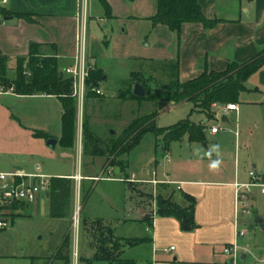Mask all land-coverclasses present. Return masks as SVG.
Returning a JSON list of instances; mask_svg holds the SVG:
<instances>
[{"label":"crops","instance_id":"crops-1","mask_svg":"<svg viewBox=\"0 0 264 264\" xmlns=\"http://www.w3.org/2000/svg\"><path fill=\"white\" fill-rule=\"evenodd\" d=\"M108 2L112 8L111 16L107 17L104 10V15L94 21L89 19L86 0H7L2 8L13 15H0V51L8 57L7 67L9 60H15V76L9 78L7 74L6 78L14 81L16 60L28 55L31 42L42 44L46 52L50 49V52L56 53L60 71L72 65L76 53L78 23L82 14L87 27L88 60L93 67L103 71V80L109 78L108 63L118 60L141 63V70L131 73L141 74L151 84L168 82L163 65L178 58L179 79L185 82L198 77L205 69L223 71L231 62L244 63L264 51V0H198L204 14L211 19L217 18L220 22L213 28H205L201 23H185L179 46L174 31L166 25H154L150 20L157 11V0ZM17 14H30L31 19ZM245 85L247 89L241 92L238 102H233L238 105V109H225L229 103L212 105L213 118H209L199 108H194L192 102H182L192 103L193 111H199L203 116L198 123L191 121L207 125L204 144L209 137L216 144L222 143L225 132L234 136V142L231 143L232 154L228 157L223 153L224 149L216 156L221 160L218 170H204L203 167L191 165L185 173H172L169 169L159 173L156 167L151 171L147 168L131 170L130 160L127 158L117 164L104 162L103 156L98 155L97 151L85 150L83 128L79 125L76 127L72 147L78 151L79 159L81 153L87 154V162H83L78 171L74 167L54 171L46 166L44 159H48L50 148L54 149L59 144L61 136L48 135V128L40 124L39 116L44 113L31 108L26 111L23 107L13 117L9 113L16 108V103H23L25 100L60 99L45 93L23 95L15 90L0 92V172L18 171L23 174H43L47 178L57 176L74 179L73 207L75 210L76 202H80L81 221H84L79 230L78 241L73 244L72 249H77L81 256L92 258L95 255V220H101L103 225L112 227L116 237L145 239L134 246L123 243L120 259L116 261H95L92 264H231V259L224 254L223 248L234 242L244 250L241 254L244 264H262L257 260L264 256V239L258 240L261 236L258 232L262 231L260 227L264 225V199L260 189H253V212L250 215H241L236 220L234 207L236 183L249 182L251 169L256 170L260 181L264 183V66L251 74ZM97 99L99 97L90 98L86 102L94 106ZM246 109L252 112L254 118L241 124ZM62 113L61 104L60 118ZM217 113L221 115L222 129L212 134L208 128L218 122ZM210 120L212 123L209 124ZM223 122L227 125L223 126ZM35 131H46L48 138L57 139L56 146H49L48 138L36 137ZM113 133L112 131L110 134ZM98 136L99 144L104 146L112 141L105 135ZM10 139L24 143V157L14 155L15 150L2 148L1 144L6 140L11 142ZM140 142L123 153L130 156ZM224 144L226 147L227 144ZM168 145L165 141L163 145L156 143L163 160L166 151L171 153ZM192 146L193 143L187 145L188 148ZM41 157L43 162H39ZM160 161L161 156H156L155 162ZM24 179L27 182L40 180L38 177ZM153 179L161 182L154 183L151 181ZM86 192L89 193L86 195ZM158 194L172 195L178 203H184V194L194 196L197 227L184 231L174 216L158 214ZM40 195L34 202L19 203L14 210L15 216L36 212ZM43 196L48 200L46 194ZM148 197L150 200L147 201ZM127 226L130 229L140 226V235L120 234ZM240 227L247 230L242 237L237 236ZM57 249L48 256L39 255L36 259H50ZM71 264L85 263L78 259L75 261L72 257Z\"/></svg>","mask_w":264,"mask_h":264},{"label":"trees","instance_id":"trees-1","mask_svg":"<svg viewBox=\"0 0 264 264\" xmlns=\"http://www.w3.org/2000/svg\"><path fill=\"white\" fill-rule=\"evenodd\" d=\"M105 10L107 17L111 16L112 8L108 0H99ZM0 15H13L4 8H0ZM17 16L31 19L30 14H17ZM154 25L162 24L168 26L177 35L178 46L181 42L182 27L185 23H201L205 28H213L220 20L207 17L198 0H157V11L150 17ZM54 48V47H53ZM55 51V50H54ZM8 57L0 51V86L6 84L7 87L14 86L18 94H50L57 96L62 104V135L59 143L66 147H72L75 140L77 127V100L72 94V79L58 66V58L54 52H46L43 45L31 42L27 56H20L16 60V77L11 82L7 75ZM264 66V51L254 56L244 63L231 62L223 71L205 69L198 77L181 82L179 79L178 58L171 62H166L163 69L167 72L169 81L164 87H151L150 81L139 73H131L129 82L134 84L138 81L146 90L143 97L135 96L131 87L126 92H121L123 99H146L151 102H172L182 103L190 101L194 108H199L207 114L209 118L214 117L212 105L238 102L241 92L245 91V82L249 76ZM104 75L101 69L93 67L90 71L87 84L90 90L87 93L88 99L102 97L91 90L99 87ZM158 85V84H157ZM157 112L139 116L133 120L125 129L122 137L117 141L108 142L105 147L108 152L123 153L134 148L147 132L163 134L166 143L179 139L183 133H187L189 139H196L201 142L206 141V124H197L191 121L188 116L176 124L165 129L159 128L155 124ZM36 137L48 138L43 131H35ZM84 148L88 150L93 146V151L98 149L99 142L88 124L83 125ZM47 190L50 203V216L57 219H65L67 228L62 242L59 245L55 258L64 260L65 264L72 262V230L71 219L74 211L75 181L69 177H48ZM89 192H86V195ZM184 203H178L173 196L158 194L156 196V207L158 214L162 216H174L180 222L184 231L193 230L197 227L195 221L196 198L189 194H184ZM19 203L15 202L12 209ZM84 221V220H83ZM81 221V225L82 222ZM96 252L92 258L80 256V261L85 264H92L95 261L113 262L120 259V248L123 243L137 245L145 239L116 237L114 230L110 226H105L101 220H95L93 224Z\"/></svg>","mask_w":264,"mask_h":264},{"label":"rangeland","instance_id":"rangeland-1","mask_svg":"<svg viewBox=\"0 0 264 264\" xmlns=\"http://www.w3.org/2000/svg\"><path fill=\"white\" fill-rule=\"evenodd\" d=\"M86 5L89 7L88 13L90 15V20L97 21V18L99 19L100 15H104V9L99 0H86ZM48 52H50V49ZM108 64H110L108 73L109 78L102 80L99 85L103 95L97 99L94 106L85 102L82 107V113L77 112V127L79 125L83 128L84 122H86L90 129L94 132L96 138H99L98 134H100L105 135L113 141H117L122 137L125 129L133 120L139 116L147 115L154 111L157 112L155 124L157 127L163 129L178 123L188 116L191 120L197 123L202 120L203 116L199 113V111H193L192 103H155L146 99L140 100L121 98V92H126L128 88L131 87V83L128 82L131 77L130 73L132 71L141 70L142 65L139 62L130 60H118L115 62H109ZM7 74L9 78H13L15 76L14 59L9 60L8 62ZM156 78H160V76H156ZM165 83L166 82L151 83V86L154 88L156 86L164 87ZM0 87L9 88L6 84H2ZM10 87L14 88L13 85ZM132 89L133 84L131 90ZM22 107L26 111H29V108H31L44 113L39 116L41 117L40 124L48 128V135L54 137L61 136V104L59 100L55 98L44 100H25L23 103H16V108L18 109L15 108L13 109V112L10 111L9 116L13 117L14 114L16 115L17 110ZM247 110L248 109L244 112L241 124H243V121L246 123L254 118L252 116V112H248ZM211 121L212 120L209 121V124L212 123ZM226 125L227 123L223 122V126ZM112 131L114 133L110 134ZM225 133V139L219 144H216L214 139L210 137L207 138L206 144L196 139L190 140L188 134L186 132L183 133L179 139L168 143L172 153L170 162L164 161L163 156L157 151L159 146L157 147L156 143L159 142L160 145L164 144L165 140L163 138V134H157L154 132L145 133L140 144L134 151H132V153H130V156L125 153L111 154L102 144L97 146V152L98 155L103 156L104 162H108L110 164L122 163L123 159H129V168L131 170L147 168L151 171L156 167L159 173L167 169H169L172 173H185L189 171L191 165L193 167H196L197 165L203 167L204 170H210L209 165L211 161L218 158H216V152H212L215 154L214 156L213 154L211 157L208 155V152L214 145H219V154L224 149L225 151L223 153H225L228 157L232 154L231 143L234 142V136L228 132ZM10 141L11 142H7V140L5 142L3 141L4 144H1L2 148L15 150L14 155L24 157L25 155L22 154L26 149L24 143H20V140L17 142L15 140L14 142V140L10 139ZM224 142L227 144L226 147H224ZM191 143H193L192 148H188L187 145H190ZM165 144L167 143L165 142ZM241 147L243 150H246L243 146ZM92 148L93 146H90L88 151H91ZM49 151L50 153L48 154V159L44 160L46 166L48 165V168L54 171L58 169L64 170V168L69 169L71 167H74L75 170L78 171V169H81L83 162H87L86 160L88 158L87 154L81 153L79 159L78 151H76L75 148L63 146L60 143L54 149L50 148ZM156 156H161L160 163L155 162ZM41 161L43 162L42 157L39 158V162ZM39 197L40 201L38 209L32 214L16 217V213H14L15 209L5 213L4 219L7 220L8 226L0 230V264H65L64 260L59 261V259L55 258L56 253L50 257V259H48V257L41 261L36 259L39 255L48 256L57 249L63 230L67 227V221L65 219H57L50 216L49 201L47 198L42 194ZM148 200H150V197L147 198V201ZM77 206L81 207L79 201L75 204V210L73 211L71 219L72 246L77 243L79 230L81 229V209L77 212L79 214L78 222L74 224ZM252 212L253 211L245 215H250ZM260 228L264 231V225ZM140 229V226H133L131 229L127 226L123 228V231H121L120 234L137 236L138 234L140 235ZM240 229L244 228L240 227ZM262 231L258 232V235H264ZM251 235L254 234L251 233ZM261 236H257L258 240L264 239V237ZM80 256L81 254L77 251V249H75V251L72 249V257L75 261H77V259L80 260ZM263 257H258V259H256L260 261Z\"/></svg>","mask_w":264,"mask_h":264},{"label":"built area","instance_id":"built-area-1","mask_svg":"<svg viewBox=\"0 0 264 264\" xmlns=\"http://www.w3.org/2000/svg\"><path fill=\"white\" fill-rule=\"evenodd\" d=\"M7 3V0H0V8ZM83 15V14H82ZM80 16L78 23V33L76 36V53L74 55V63L63 69V72L72 79V96L77 100L78 112L82 113V107L88 101L87 93L90 90L87 84L90 71L93 66L89 63L87 53V27L84 16ZM95 93L102 95L103 92L99 87L91 88ZM14 91L13 87L3 88L0 87V92ZM217 104L214 103L213 106ZM225 109L237 110L238 105L229 103ZM218 122L208 128L212 134L218 133L221 129V115L217 113ZM171 159V153L165 152L164 161L168 162ZM155 170L153 174H155ZM250 181L247 183H236V197L234 214L236 220L239 216L249 214L253 210L251 195L254 188H259L264 199V183L260 181L255 169L249 171ZM25 177H38V182H27ZM136 180V179H133ZM154 183L161 182L160 180H151ZM48 187V178L43 174H23L18 171L10 173L0 172V229L8 226L7 220L4 219L5 213L12 210V205L15 202H33L38 195H45ZM80 206H77L75 212L74 224L76 220V213L79 211ZM79 215V214H78ZM247 233L246 229H238L237 236H243ZM174 249V247H171ZM169 249H166V251ZM241 247L237 242L225 245L223 248L224 254L230 257L231 264H244L241 260L242 254ZM264 264V257L260 260Z\"/></svg>","mask_w":264,"mask_h":264},{"label":"water","instance_id":"water-1","mask_svg":"<svg viewBox=\"0 0 264 264\" xmlns=\"http://www.w3.org/2000/svg\"><path fill=\"white\" fill-rule=\"evenodd\" d=\"M132 93L135 96L143 97V96L146 95V90H145V87L141 83L135 82L134 85H133ZM224 118H225V116H223V119ZM56 143H57V139H55V138H48L47 139V144L49 146L55 147L56 146ZM48 194H49V192L47 191L46 192V195L48 196ZM76 215H77V213H76Z\"/></svg>","mask_w":264,"mask_h":264},{"label":"clouds","instance_id":"clouds-1","mask_svg":"<svg viewBox=\"0 0 264 264\" xmlns=\"http://www.w3.org/2000/svg\"><path fill=\"white\" fill-rule=\"evenodd\" d=\"M212 152H216L217 156H219V145H214L213 148L208 152L209 157H211ZM221 164V160L219 158L214 159L211 161L209 168L213 171H216L219 169Z\"/></svg>","mask_w":264,"mask_h":264},{"label":"bare ground","instance_id":"bare-ground-1","mask_svg":"<svg viewBox=\"0 0 264 264\" xmlns=\"http://www.w3.org/2000/svg\"><path fill=\"white\" fill-rule=\"evenodd\" d=\"M77 218H78V213H77V216H76V220H77Z\"/></svg>","mask_w":264,"mask_h":264}]
</instances>
